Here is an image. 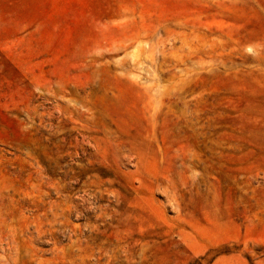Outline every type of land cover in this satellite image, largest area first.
Instances as JSON below:
<instances>
[{
	"label": "rangeland",
	"instance_id": "1",
	"mask_svg": "<svg viewBox=\"0 0 264 264\" xmlns=\"http://www.w3.org/2000/svg\"><path fill=\"white\" fill-rule=\"evenodd\" d=\"M233 2L0 0V264H264V0Z\"/></svg>",
	"mask_w": 264,
	"mask_h": 264
},
{
	"label": "bare ground",
	"instance_id": "2",
	"mask_svg": "<svg viewBox=\"0 0 264 264\" xmlns=\"http://www.w3.org/2000/svg\"><path fill=\"white\" fill-rule=\"evenodd\" d=\"M204 8H207L209 12H214L216 16H221V17H228L229 19H232L234 14H233V6L234 2L233 0H214V1H207V0H196ZM233 4V5H232ZM233 20V19H232ZM177 24H179L182 27L186 28H193L197 30L199 28V25L196 20H189L187 18H179ZM222 26H225L224 23H221L217 26L216 32L220 33L222 31ZM212 31V29H211ZM246 31V30H245ZM247 36H243L242 39H245ZM179 41H182V38H177ZM240 39V41L242 40ZM184 42V41H183ZM264 46V42L261 43Z\"/></svg>",
	"mask_w": 264,
	"mask_h": 264
}]
</instances>
